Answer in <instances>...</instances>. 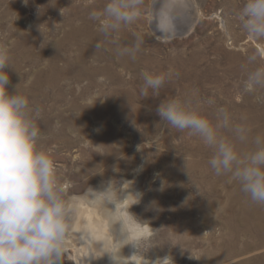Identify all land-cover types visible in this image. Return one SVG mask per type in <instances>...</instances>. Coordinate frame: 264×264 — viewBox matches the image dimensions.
<instances>
[{
  "label": "rangeland",
  "instance_id": "1",
  "mask_svg": "<svg viewBox=\"0 0 264 264\" xmlns=\"http://www.w3.org/2000/svg\"><path fill=\"white\" fill-rule=\"evenodd\" d=\"M153 1L143 0L139 18L116 34L122 47L142 38L137 59L122 60L89 18L109 0H0V45L9 47L14 68L7 69L9 91L40 109L39 147L54 161L69 202L110 180L132 183L141 193L129 211L150 238L136 256L170 255L174 264H264V205L252 204L227 176L200 167L178 180L168 166L210 159L212 150L187 130L159 122L155 111L160 102L190 96L210 119L224 107L234 123L250 127V112L264 116V99H257L264 90L241 92L242 65L264 66V40L240 27L236 14L245 0H189L197 21L189 34L174 38L153 29ZM250 56L257 57L254 64ZM169 68L178 76L159 97L143 96L141 73ZM226 131L221 135H232ZM68 250L61 264H79L77 247Z\"/></svg>",
  "mask_w": 264,
  "mask_h": 264
},
{
  "label": "clouds",
  "instance_id": "2",
  "mask_svg": "<svg viewBox=\"0 0 264 264\" xmlns=\"http://www.w3.org/2000/svg\"><path fill=\"white\" fill-rule=\"evenodd\" d=\"M23 2L27 4L28 0ZM142 3L143 0H109L102 10L90 13L89 18L96 22L104 40L116 45L115 53L119 57L135 60L141 48L139 35L132 46L123 47L115 37L123 25L139 18ZM236 15L244 33L264 40V0H245ZM96 47L101 45L98 43ZM256 60V56H250L248 64ZM8 68L14 69L10 49L0 45V264H61L75 208L58 182L54 161L39 147L42 134L36 121L40 109L30 104L28 96L9 91ZM242 70L246 74L242 93L256 94L264 90V66L249 69L242 65ZM141 76V94L148 97L151 91L152 97H159L160 90L178 73L169 68L156 74L143 71ZM257 99L264 97L257 95ZM155 111L159 122L181 132L187 130L189 135L198 137L213 150L208 165L215 175L227 176L240 186L252 204L264 205V137L253 138L255 148L252 151L239 152L236 141L247 142L251 129L234 123L224 107L217 108L210 119L190 96L160 102ZM221 129L229 130L234 139L221 135ZM125 182L115 180L113 185L110 180L100 188L89 186L84 193L88 202L100 209L109 221L111 246L107 239L97 240L92 229L85 231L88 239L100 248L99 257L107 254L111 264L134 262L128 259L130 256L121 254L122 248L131 245L136 254L145 239L150 238L142 232L141 219L129 211L132 205L140 202L141 193L129 191L131 186L123 187ZM130 194L137 199L127 206L129 219L122 215L125 210L122 202ZM133 220L140 228L133 226ZM146 264H174V260L170 255L155 261L146 258Z\"/></svg>",
  "mask_w": 264,
  "mask_h": 264
},
{
  "label": "bare ground",
  "instance_id": "3",
  "mask_svg": "<svg viewBox=\"0 0 264 264\" xmlns=\"http://www.w3.org/2000/svg\"><path fill=\"white\" fill-rule=\"evenodd\" d=\"M190 8H193V6H192V2H190L189 0L188 1L187 0H154L153 8H152L153 18L151 17L152 18L151 23L157 35H160L164 38H170L166 36V32L169 29L174 28V25L177 24L175 23L176 21L179 22V26L180 25L184 26L191 19V23H192L191 30H192L198 17L195 14V10L191 12ZM181 18L183 19L181 20ZM123 59L124 57H122V60ZM250 114L249 115L251 116V118L249 123H251L252 128L249 134L248 141L244 143L236 141L237 150L241 153L252 151L255 148V144L253 143V138L255 136L260 135L264 137V116L258 117L257 114L251 112ZM229 132L230 131H226V134ZM224 137L227 139H234L232 135L231 136L226 135ZM212 155H213V150H212ZM170 160L175 162L174 161L175 158L173 157H171ZM208 160L209 159L204 158L200 161H196V163H193L181 159L177 161V163L179 162L180 164H173L170 166H168L169 165L168 164L167 166L170 171L174 172L178 180H180L187 172H189L190 169L193 168L198 169L197 167H200V169L205 171V173H207V171H211L214 173V171L208 165ZM130 186L131 188L129 189V191L135 192L133 188V184L131 185V183L129 182L124 187L127 188ZM238 187L240 186L238 185ZM134 197L136 196L130 194L129 198L126 201L122 202V206L125 208V210L122 212V215L129 219L130 217H129V212L127 211V206H129V204L135 199ZM70 204L73 205L75 208V213H74L75 219L73 221L72 230L70 231L67 237V244L65 250L67 251L70 245L71 246L75 245L78 249L77 253L80 259L78 260L79 264H111L109 256L107 254L103 255L102 257H99L102 254L100 248L92 240L88 239V235L85 231V229H89V228L92 229L93 235L97 240L107 239L109 242L108 246H111L112 237L110 235V226L106 215H104L100 209H98L97 207L93 206L90 202H88L84 194L75 198H71ZM132 224L134 227L140 228V225H137L133 222ZM118 227L119 225L116 226L117 230ZM147 230L148 229L146 227H143L142 232L146 233ZM132 251H133V247L131 245H125L123 247V253L126 256L127 255L130 256L131 260H133L135 264H146L145 258H140L135 254L134 255L131 254ZM77 253L74 255L76 256ZM134 262L133 263L130 262V264H134Z\"/></svg>",
  "mask_w": 264,
  "mask_h": 264
},
{
  "label": "water",
  "instance_id": "4",
  "mask_svg": "<svg viewBox=\"0 0 264 264\" xmlns=\"http://www.w3.org/2000/svg\"><path fill=\"white\" fill-rule=\"evenodd\" d=\"M188 1V0H187ZM194 8V7H193ZM179 18V16H178ZM183 18H181L182 20ZM185 20V19H184ZM181 22V21H180ZM194 22V21H192ZM177 23L176 25H174V28L173 29H169L167 32H166V36L170 37V38H174V37H178V36H185L187 34L190 33V30H191V26H192V23H191V19L188 21L187 24H185L184 26H179V22H175Z\"/></svg>",
  "mask_w": 264,
  "mask_h": 264
}]
</instances>
